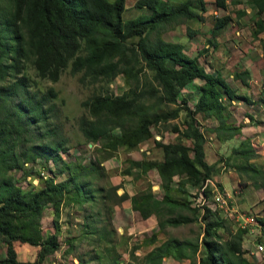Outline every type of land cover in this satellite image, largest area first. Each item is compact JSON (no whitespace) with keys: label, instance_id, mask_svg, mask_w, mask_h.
I'll return each mask as SVG.
<instances>
[{"label":"trees","instance_id":"1","mask_svg":"<svg viewBox=\"0 0 264 264\" xmlns=\"http://www.w3.org/2000/svg\"><path fill=\"white\" fill-rule=\"evenodd\" d=\"M6 1L7 12L0 1V79L19 72L23 63H32L38 76L52 80L57 79L67 64L71 73L80 72V77L91 82L107 83L116 74L122 75L126 88L121 92L97 91L81 100L87 114H80L77 123L86 142L94 144L104 139L103 145L109 149L119 145L133 148L152 137V126L175 119L183 111L182 126L179 122L169 126L177 136L175 140L152 138L153 145L161 150L160 158H130L123 170L133 173L131 169L136 168L134 176H139L154 168L160 181V196L146 186L130 195L123 190L117 198H128L131 208L141 218L154 215L159 228L192 222L200 211L201 235L199 240L166 237L143 254L144 264H162L165 257L188 259L190 264H254L243 255L239 238H222L218 233L222 219L217 210L191 204L187 198L173 194L185 193L186 183L197 185L210 179L221 159L244 173L255 186L257 183L264 186V166L251 160L256 153L247 137L215 161L207 162L204 155L206 135L223 141L240 133L241 124L231 119L230 105L233 101L250 102V99L237 93L219 70H207L198 61L200 50L189 55L183 43L162 35L165 29L185 19L202 20L206 1L135 0L134 5L142 10L126 18L123 17L126 0ZM245 1L250 15L253 13L251 35L259 38L258 34L264 31V0ZM214 4L220 8L226 5L225 0H214ZM236 13L240 16L246 11L241 9ZM229 19L227 14L213 18L208 44H215L214 35ZM186 29L188 34L193 32ZM260 48L264 58L263 41ZM231 76L242 85L248 84L249 71L245 68L233 71ZM196 80V96L190 104L183 88ZM26 81V76L21 74L0 87V240L5 245L0 264H41L46 255L59 247L61 205L80 206L85 201L91 204L95 192L102 191L98 197L103 199L116 188L113 184L108 188L94 185V178L100 175L97 158L88 159L85 164L62 159L60 153L67 150L66 139L56 137L59 128L56 122L52 121L39 133L46 140L31 139V128L50 117L54 104L49 102V97L54 91L48 88L44 92L28 93ZM14 90L21 93L17 100L11 98ZM258 99L264 104V98ZM247 116L251 118L250 114ZM207 118L214 123L202 126L201 120ZM115 127L119 130L117 134L106 135ZM36 157L60 161L62 166L54 174L67 169V175L61 180H54L53 175L40 177L36 184L28 181L23 188L9 170ZM207 191L204 189V193ZM46 203L52 208L54 231L42 236L40 215ZM182 209L187 213L181 212ZM105 210L104 217L100 216V210L88 213L79 232L68 238L66 249H72L76 240L90 238L87 240L109 242L103 248L108 255L102 260L97 252L87 258L77 254V262L70 264H84L91 258H97V264H117L118 253L109 237L114 233L109 217L112 207L105 205ZM155 238L156 232L152 231L143 241L152 243ZM14 241L36 246L35 257L18 258Z\"/></svg>","mask_w":264,"mask_h":264},{"label":"rangeland","instance_id":"2","mask_svg":"<svg viewBox=\"0 0 264 264\" xmlns=\"http://www.w3.org/2000/svg\"><path fill=\"white\" fill-rule=\"evenodd\" d=\"M0 1L4 2L5 7L3 10L7 12L9 7L8 1ZM205 1L206 10L202 13V20H186L180 24H175L165 29L162 35L166 39L183 43L184 49L189 55H195L200 50L199 52L202 53L197 54L198 61L207 70H219L232 87L253 100L250 104L242 100L231 103L230 108L233 111L232 117L234 122L241 124L240 133L223 141L206 135L204 142L205 159L207 162L215 161L218 157L230 151L233 146H236L243 137H247L256 153L251 160L259 166H264V150L262 148L264 131L261 128L262 125L264 126V107H262L261 101L258 99L260 95L264 97V58L261 57L260 48L261 42H264V31L258 34L259 38L252 37L253 21L251 17L253 13L250 15L251 11H249V8L245 9V6H247L245 0H225V8L217 7L214 4V0ZM134 2L135 0H126V8L123 11L124 18L132 17L142 10L136 7ZM241 9H244L246 13L238 16L236 11ZM222 14L229 15L230 19L222 30L214 35L215 44H208L207 38L211 37L210 29L214 21L213 18ZM186 27L193 30V32L188 34ZM204 47L207 48L206 51H204ZM243 68L249 71L247 86H243L238 79H234L231 76L233 71ZM21 74L27 78L26 90L28 93L32 90L44 92L48 88L54 91V95L49 97V102L54 104L53 110L49 113L50 117L44 122L40 121L38 125L31 128V139L39 140L41 138L39 133L44 128H48L52 121L56 122L59 125L56 137L66 139L65 145L67 150L60 153L62 159L76 164L79 161L85 164L88 159L97 158L100 161L98 167L101 166L102 168L96 166V169L100 171V175L94 178V185L104 186V188H108L111 184L116 186L115 190L107 192V195L103 199L98 197V195L103 193L102 191L101 193L95 192V198H93L91 204L89 201H85L80 206H77L75 203L61 205L58 218L60 230L57 233L59 247L53 253L46 255L41 264L75 263L77 262V254L87 258L95 252L100 254L101 259L104 260L108 255V251H103V248L104 246H109V242L105 244L87 240L90 238H82L78 241L76 240L73 248L69 251L66 249V242H68L69 237L79 232V229L82 228V222L88 219L85 218L88 213L100 210V216H107L105 205L112 207V213L109 217L111 218L114 233L109 237H112L110 243L114 245L118 253L116 257L117 264H144L143 254L168 236L190 238L192 240L200 237L202 229V223L199 219L200 211L196 212L197 219L192 222L178 225H164L159 228L156 223L151 225L147 219L141 218L138 212L131 208L128 198L121 200L117 198V195L123 192L122 188L129 195L149 186L152 192L156 195L159 194V191L153 188V185L158 180V175L154 168L139 176H134V173L137 171L136 168L131 169L133 173H127L123 170L128 165L127 159L130 158H160L161 151L159 147L153 145L152 138L162 139L163 141L175 140L177 136L169 130V126L173 122H179L180 126H182L180 120L183 111H180L179 116L175 119L152 126V137L145 142L129 149L122 145L109 149L103 145L104 139L94 144L86 142V139L78 128L77 118L80 114H87L86 108L80 102L91 95L92 92L108 90L112 93H119L126 88V83L120 73L116 74L107 83L101 80L91 82L88 78L80 77V72L71 73L69 71V64H67L58 73L57 79L52 80L46 76H38L32 63H23L19 72L15 74L11 72V74H6L3 79H0V87L7 86L10 81ZM196 82L197 80L189 83V90L184 93L191 103L196 96ZM20 94L19 90H14L11 92V98L17 100ZM247 114H250L253 119L247 117ZM201 122L204 125L208 123L205 120H201ZM212 123H214L213 120L211 121ZM118 131V128L115 127L106 135L117 134ZM41 139L46 140L47 137ZM233 158L239 161L238 157ZM61 166L62 163L60 161L54 162L51 158L45 160L42 157H36L32 162H24L21 167L9 170V174L23 188H26L28 181L34 184L32 178L36 176H38V182V179L41 177L38 173L39 169L46 170L44 173L46 176L53 175L54 180L63 179L67 175V169H62L59 174H54ZM216 166L218 167L217 172L213 174L205 186V189L207 188L208 190L207 194L208 192L209 194L212 193L216 189L225 190L229 194L228 200H226L227 207L235 210L231 216L222 209H216V214L222 219L221 227L217 229L218 233L222 238H239L244 250L243 255L252 260L254 264H264V253L257 256H250L248 253L255 241H262L264 243V237L262 235L256 237L238 226V223L242 222L244 215L252 214H255L257 219L261 218V222L264 223V186L260 185V183H257L258 185L255 186L244 173L238 172L231 166H228L223 159L218 161ZM174 179L176 180L177 177L174 176ZM258 180L257 182H259ZM202 183L197 185L186 183L184 185L185 193L173 192V194L187 198L192 204L191 196H193L195 190ZM181 212L187 213L185 209H182ZM52 213L50 203L44 204L40 215L42 236L54 231L51 222ZM239 229H242L243 232H239ZM152 231L156 232L155 240L152 243H144L143 240ZM88 237H91V234H88ZM13 246L17 251L18 258L25 260L35 257L36 246L18 241H14ZM4 250L5 245L0 240V256L4 255ZM110 253H112L111 249ZM97 262V258H91L84 261V264H97ZM162 264L190 263L188 259L175 260L171 257H165Z\"/></svg>","mask_w":264,"mask_h":264},{"label":"built area","instance_id":"3","mask_svg":"<svg viewBox=\"0 0 264 264\" xmlns=\"http://www.w3.org/2000/svg\"><path fill=\"white\" fill-rule=\"evenodd\" d=\"M46 170L39 169L38 173L39 176L45 177L44 174ZM38 176L32 178V182L35 184L37 182ZM210 181L209 178H206L201 186H199L193 196H191L192 204L200 206V207H207L210 210H223L228 215H233L235 212L234 209L227 207V201L229 194L223 189H216L212 193L208 194L204 193L205 186ZM238 219V218H236ZM259 219V218H258ZM256 218L255 214L252 215H244L242 222L238 223V226L244 228L246 232L249 234H253L256 237L263 236L264 237V223ZM250 256H257L258 254L264 253V243L262 241H255L253 243L252 248L248 251Z\"/></svg>","mask_w":264,"mask_h":264},{"label":"crops","instance_id":"4","mask_svg":"<svg viewBox=\"0 0 264 264\" xmlns=\"http://www.w3.org/2000/svg\"><path fill=\"white\" fill-rule=\"evenodd\" d=\"M249 7H247V6H245V9H248ZM186 20H193V21H200V20H198V19H196V18H188V19H185V21ZM262 57V56H261ZM263 58V57H262ZM248 70V69H247ZM223 76V75H222ZM248 85V84H247ZM247 85H243V86H247ZM189 84L188 85H186L184 88H183V91H187V90H189ZM234 88V87H233ZM235 89V88H234ZM235 91L237 92V93H239L240 91L238 90H236L235 89ZM240 94H243V93H241L240 92ZM245 95V94H244ZM247 96V95H246ZM248 97V96H247ZM259 97H262V98H264L263 96H259ZM249 98V97H248ZM250 99V98H249ZM194 101V100H193ZM192 101V102H193ZM252 101L253 100H251L250 99V102H246V103H252ZM233 102H235V101H233ZM232 102V103H233ZM237 102H239V101H237ZM190 104H191V102H190ZM261 105H262V107H264V104H263V102L261 101ZM264 111V110H263ZM233 112V111H232ZM251 116V115H250ZM248 117V116H247ZM231 119H233V117H232V115H231ZM251 119H253V118H251ZM234 120V119H233ZM205 121H207L208 123H206V124H211V121H212V119H205ZM263 123V122H262ZM203 124V123H202ZM205 124V125H206ZM213 124V123H212ZM262 125V124H261ZM203 126H204V124H203ZM261 128H263V131H264V126L262 125V127ZM263 134H264V132H263ZM211 137V135L209 134L208 135V137ZM260 136H261V134H260ZM264 137V136H263ZM260 138H262V137H260ZM155 139H157V138H155ZM263 141H264V138H263ZM145 142V141H144ZM142 143V142H141ZM262 148H263V150H264V143H263V146H262ZM160 149V148H159ZM148 151V150H147ZM161 151V150H160ZM204 155H205V151H204ZM161 157V156H160ZM153 188H155L156 189V191H159V194H157V196H160V194H161V188H160V181H159V177H158V180H157V182H156V184L155 185H153ZM122 191H123V188H122ZM126 191V190H125ZM132 194V193H131ZM130 195V194H129ZM130 204V203H129ZM143 219H147L149 222H150V224L151 225H154V223H156V219H155V217H154V215H150V216H148L147 218H143ZM162 261H163V259H162Z\"/></svg>","mask_w":264,"mask_h":264}]
</instances>
